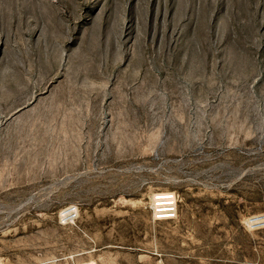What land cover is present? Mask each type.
Segmentation results:
<instances>
[{
  "label": "rangeland",
  "instance_id": "rangeland-1",
  "mask_svg": "<svg viewBox=\"0 0 264 264\" xmlns=\"http://www.w3.org/2000/svg\"><path fill=\"white\" fill-rule=\"evenodd\" d=\"M89 261L264 264V0H0V264Z\"/></svg>",
  "mask_w": 264,
  "mask_h": 264
},
{
  "label": "built area",
  "instance_id": "built-area-1",
  "mask_svg": "<svg viewBox=\"0 0 264 264\" xmlns=\"http://www.w3.org/2000/svg\"><path fill=\"white\" fill-rule=\"evenodd\" d=\"M167 194V203H162V193H158L152 199L149 207L154 220L170 219L176 216L177 212V199L174 193L164 192ZM80 264H96L95 262H83Z\"/></svg>",
  "mask_w": 264,
  "mask_h": 264
}]
</instances>
